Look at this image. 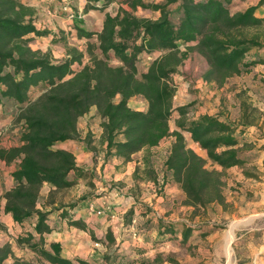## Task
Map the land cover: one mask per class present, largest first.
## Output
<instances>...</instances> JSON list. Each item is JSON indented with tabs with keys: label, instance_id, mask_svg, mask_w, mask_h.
Instances as JSON below:
<instances>
[{
	"label": "trees",
	"instance_id": "16d2710c",
	"mask_svg": "<svg viewBox=\"0 0 264 264\" xmlns=\"http://www.w3.org/2000/svg\"><path fill=\"white\" fill-rule=\"evenodd\" d=\"M86 1L85 12H104L117 0ZM232 1L127 0L131 10L151 8L159 11L160 16L143 18L120 8L116 14H105L101 32L87 30L78 19L75 25L78 36L97 39L87 43L89 62L84 64V52L68 44L67 57L59 62L53 61L48 52L34 50L30 35L50 32L36 28L31 9L21 0H0V120L13 116L15 128L19 127L10 129V138L20 142L9 147L0 139V160L17 165L12 172L14 186L0 195V212L10 213L19 223L37 218L34 232H21L18 244L50 264H93L85 259L63 257L58 243L47 245L44 234L51 231L50 212L37 207L44 185L50 186L51 192L67 189L76 184V180L69 179L70 173L84 174L73 153L55 149L54 145L76 139L78 120L93 106L103 118L102 137L108 154L130 160L133 154L145 150L146 172L155 178L148 150L173 137L165 166L185 192L186 204L196 207L224 204V171L244 165L253 157L257 141L253 126L246 121L234 123L208 114L189 118L193 103L174 106L178 84L173 76L179 73L178 67L193 48L189 46L191 43L208 60L205 80L219 85L231 76L249 73L264 64V41L259 33H250L251 29L264 28V17L256 15L264 0L235 13L231 11ZM174 4L175 9L167 10ZM180 42L188 44V48L181 50ZM142 53L163 54L147 70H142L139 63ZM112 60L120 64L114 66ZM35 91H39L38 97H34ZM139 95L147 100L145 110L129 106L130 98ZM8 105L19 113L17 119L14 112L6 113ZM172 118L176 120L174 131L170 128ZM1 131L2 123L0 134ZM186 135L206 152V158L189 146ZM263 148L264 145L259 149ZM208 160L222 170L208 168ZM2 198L5 202L1 207ZM71 223L82 225L81 221ZM221 228L218 224L208 229L180 227L164 220L156 224L159 235L168 240L177 239L175 235L182 230V247H188V238L194 230L199 231L197 237H204ZM146 230L145 226L137 227L136 238ZM9 256H12L9 247L0 248V264H5ZM169 261L179 264L175 259ZM12 264L26 263L13 256Z\"/></svg>",
	"mask_w": 264,
	"mask_h": 264
},
{
	"label": "crops",
	"instance_id": "0c3cea01",
	"mask_svg": "<svg viewBox=\"0 0 264 264\" xmlns=\"http://www.w3.org/2000/svg\"><path fill=\"white\" fill-rule=\"evenodd\" d=\"M63 1L65 0H21L25 5L38 7L36 10L43 9L50 12L52 9L57 14L53 18L45 17L42 20V16H45V14L42 11L35 13V17L40 15L36 18L37 20H33L34 24L37 25L38 29L41 26L43 28L47 27L50 33L43 36L30 35L33 37L31 41L32 48L41 49V45L44 42L58 48L66 47L67 44L75 45L76 41L83 43L97 41L96 37L87 39L78 36L75 27L79 23L78 18L72 19L69 16V12L59 11ZM77 1V4L73 5L76 13L84 12L83 23L79 24L90 31L101 32L105 14L107 12L111 14L117 13L109 11L108 8L104 12L94 10L85 12L84 8L87 1ZM260 2L261 0H233L231 11H244L250 6L259 5ZM256 15L264 17V3L257 7ZM159 16L155 18L157 19ZM43 23L44 25H42ZM139 57H141V54ZM150 65L151 63L148 61L140 63L142 70H147ZM257 67L253 70H257ZM176 83L180 84V82ZM203 94L205 93L203 92ZM202 99H204L203 96ZM195 101H197L196 97L192 99L186 97V102L174 104V106L193 103L191 112L193 117L191 118L208 114L221 116L228 120L224 115L217 112V108H210L212 107L211 103L198 100L195 107ZM129 106L135 110H145L147 108V100L134 96L130 98ZM10 119L11 116H8L0 120V123L6 125ZM102 122L103 118L98 113L97 107L93 106L81 118V123L78 126L79 136L76 139L56 142L54 145L55 149H64L73 153L77 166L84 174L80 176L75 172L69 174L70 180H76L74 186L67 188L70 193L73 192L71 196L38 203L37 207L39 209L50 212L48 224L51 231L44 234L47 245L58 243L61 246V255L63 257L85 259L93 264H109L111 262L114 264H142L144 261L148 264L152 263L160 255L166 256L169 254L175 255V260L180 263L190 262L195 264L198 261L197 254L199 251L201 253L210 251L207 246H210L213 250L209 254L216 256L215 259L224 255L226 239L222 228L204 237H197L199 231L194 230L188 238V247H182L180 244L183 238L182 230L175 235L177 239L168 240L166 239L167 237L160 236L156 229L158 220L177 223L180 227H203L204 229H208L214 224L220 225L216 217H213L210 221L209 218H205L202 215L193 214L194 209L197 208L196 206L184 205L178 209L177 207L166 205L169 203L174 204L178 194L183 199L186 197L180 184L173 180L165 166L173 137L148 150V153H152L150 155V168L153 172V177H155L152 178L146 172L145 150L133 154L130 160H124L113 153L108 154L107 143L102 137ZM170 128L171 131L176 130V123H170ZM87 136L90 141L86 140ZM186 139L192 140L188 135H186ZM1 141L9 147L20 144L18 140H12L11 138L1 139ZM192 142L193 149L197 150L196 147L201 149L197 143L193 140ZM263 145L255 142L252 150L254 155L248 162L225 170V173L232 176L231 179H235L236 182L232 184L238 185L234 188L236 191L234 194L231 192L229 197H225V202L235 203L239 211L257 212L264 209V148L262 150L259 149ZM162 149L165 150V157L163 160L161 159L164 171L160 175L156 165L158 161L155 160L156 157L154 158L153 152ZM16 166L14 162L8 163L0 160V175H8L10 178L8 180V178L3 177L6 180V185L4 189L0 186V195L3 191L6 192L14 186L12 172L16 169ZM216 167L222 170L221 167ZM260 178L263 180L258 181ZM161 179L165 182L164 194L157 195L152 193V190L153 192L155 190L156 182ZM250 181H253V183ZM43 188H47V197L52 189L48 185H44ZM53 190L57 191L56 189ZM41 194L43 195V192ZM162 201L165 202L162 204ZM4 202L5 200L2 198L1 207ZM239 203L241 205L238 206ZM215 204L221 205L219 203ZM206 207L208 208L209 206ZM165 209H168L169 213L162 214ZM98 210L106 211L99 214ZM72 221H81L82 225L73 224L71 223ZM36 222V217L22 223L15 222L10 213H5L2 210L0 212V223L2 225L0 229V246L5 241H9L16 258L34 263L39 262L38 264H50L40 259L36 253L29 250L25 245L17 242V237L21 232H34ZM139 226H145L147 230L140 238H136L134 233ZM261 229L264 230V223L263 225L256 223L242 234H237L234 231V241H238V245L245 237L251 240L254 236H247V233ZM262 234L264 235V232ZM260 235L261 233L258 236ZM96 243H99L100 246L96 247ZM250 244V241L245 243L246 246H250ZM184 251H190V253L187 254L185 259H182L181 255H184ZM252 255L255 260L253 262L247 261L244 264H264V246L253 248ZM157 264L171 263L158 262ZM209 264H216V262ZM235 264H241L237 256L235 257Z\"/></svg>",
	"mask_w": 264,
	"mask_h": 264
},
{
	"label": "rangeland",
	"instance_id": "374dc122",
	"mask_svg": "<svg viewBox=\"0 0 264 264\" xmlns=\"http://www.w3.org/2000/svg\"><path fill=\"white\" fill-rule=\"evenodd\" d=\"M77 0H65L63 1V4L60 5V9L63 12H69V16L71 17V14L74 15V17H71L72 19L78 18L83 20L84 18V12L76 13L75 7H73L74 4H77ZM148 3H164V0H146ZM31 9V18L32 20L38 18L37 15L35 17V13H38L39 11H42L45 16H42V20L46 18H53L57 14L52 11V9L49 11L46 10H36L38 7L34 6H28ZM177 7L176 4L170 5L167 7V10H173ZM120 8H125L128 10H131L129 5L127 4V0H117L116 2L109 5L108 9L111 12H118ZM135 15L143 18H151L156 19L155 17L160 15L159 11H156L151 8H142L139 7L136 10H131ZM235 13V12H233ZM50 16V17H49ZM95 19V18H92ZM37 20V19H36ZM34 23V22H33ZM35 25V24H34ZM44 25V23L42 24ZM37 28V25H35ZM38 29V28H37ZM39 30H46L49 31L47 27L41 26L39 27ZM250 33H259L261 39L264 41V28L261 29H251ZM179 48L181 50H186L188 47V44H185L183 42L179 43ZM31 45V43H30ZM196 44L191 43L189 46H192L193 48L190 50L189 55L186 57V59L183 61V63L178 67V72L173 76L174 82H180V84L177 86V90L174 96V104L184 103L186 102V97H190V99L196 97V102L198 100H204L206 103H211L212 107L210 108H217V112L221 113V115H224L228 120L234 122V123H242L248 122L251 126H253V134L256 137L258 144H264V65H261L257 67V70H253L249 73H244L241 75H234L229 77L222 85H219L217 82H209L205 80L204 76L207 70L209 69V63L205 56H203L198 50L194 48ZM74 46L78 48L80 51L84 52L85 58H84V64L89 62V56L87 54V43L83 42H77L75 45H69ZM41 49H34V50H41L43 52H48L52 58L53 61L59 62L65 59L67 57V47H53L47 42L42 43ZM82 48V49H80ZM143 54V56H142ZM141 57L139 59V63H142L143 61H148L152 63L154 59L161 56L163 53H156L154 55L149 56L147 53H142ZM62 55V56H61ZM150 57V58H148ZM111 64L116 66L120 63L117 60H112ZM208 67V69H206ZM76 69H79V65H75ZM142 69V68H141ZM203 71V72H202ZM202 72V73H201ZM203 92L205 94H203ZM39 91L34 92V97L39 96ZM201 96V97H200ZM202 96L204 99H202ZM142 97L143 96H137ZM215 99H217L215 101ZM188 100V99H187ZM215 103V105H213ZM186 104V103H185ZM198 104V103H197ZM14 112V116H18V112L14 109L13 106L8 105L6 106V113ZM16 113V115H15ZM12 114V113H11ZM189 118L193 117L192 114L188 116ZM81 118L78 120L77 128L79 124L81 123ZM175 118H172L170 123L174 124ZM17 123V122H16ZM16 125H20L17 123ZM19 127V126H18ZM15 128L13 116L11 117L10 121L6 123V125L2 124V131L0 134V139L10 138L12 133L10 132V129H18ZM257 134V135H256ZM90 138L87 136L86 140L88 141ZM167 140H170L167 139ZM261 140V142H259ZM90 141V140H89ZM189 146L192 148L193 142L192 140H187ZM197 150H195L200 155L204 156L206 158L205 151H202L198 147H196ZM152 153H149L151 155ZM154 158L158 163H156L158 167V172L160 175H162V172L164 171L163 163L161 162V159L165 157V150H158L156 152H153ZM208 168H214L216 166L212 165L211 161L208 160L207 162ZM217 168V167H216ZM149 176V175H148ZM3 177L8 178L10 180L8 175H0V186L4 189L6 185V180L3 179ZM232 176L230 174L225 173L224 171V186H223V192L224 197H229L230 193L236 192L235 187L238 186L235 183V179H231ZM156 182L155 190L152 193H156L157 195H163L164 194V186L165 182L162 181ZM232 180V181H231ZM263 179H258V181ZM253 183V181H250ZM231 183V184H230ZM41 192H43V195L40 194L39 202L42 201H50L53 199H63L67 196H71L72 193H70L69 189H63L58 191H50L47 195V188H42ZM4 191L1 193V195H4ZM186 196V194H185ZM165 201H162V204ZM167 203V202H166ZM165 203V204H166ZM168 206H173L174 208H181L182 206H186V197L185 199L182 198L181 195H177L174 204L169 203L166 204ZM241 205L240 203L238 206ZM209 207L202 209L203 207H197L194 209L193 214H199L204 216L205 218H209L211 221L213 217L218 218V223L222 226V229H224L225 232V250L223 253L224 255H221L220 258H216V256H211L209 252H213L210 246H207L208 249H210L209 252L201 251L198 252L197 257L198 261L195 264H209L211 262H216L220 264H235V257L239 259V263L244 264L247 261H254L255 257L252 255L253 248H261V246H264V235L262 232H264L263 229L257 230L256 232L261 233L260 236L257 234L254 235L251 240H248L246 237L243 238V241L241 240L240 244L237 245L238 241H234V231L237 234L245 233L247 230L250 229V227L254 226L256 223L259 225H263L264 223V209L257 211V212H243L239 211V208L235 206V203H228L224 202V204L217 205L215 203H211L208 205ZM169 213L168 209H165V211L162 214ZM255 223V224H254ZM2 228V225L0 229ZM250 241V246H246L245 243ZM201 244V243H200ZM205 246V245H204ZM237 246V247H236ZM9 247L12 256H9L5 259V264H12L13 263V256L14 253L12 251L11 244L9 241H5L1 244L0 248ZM252 252V253H251ZM190 253L184 251V255L182 254V259H185L187 254ZM262 256V255H259ZM169 259H175V255H166V256H159L157 257L152 263L150 264H157L158 262H168L171 264H174L169 261ZM26 264H38L39 262H29L24 261ZM178 262V261H177ZM43 264V263H42ZM179 264H191L190 262L186 263H180ZM193 264V263H192Z\"/></svg>",
	"mask_w": 264,
	"mask_h": 264
},
{
	"label": "built area",
	"instance_id": "2783aa9c",
	"mask_svg": "<svg viewBox=\"0 0 264 264\" xmlns=\"http://www.w3.org/2000/svg\"><path fill=\"white\" fill-rule=\"evenodd\" d=\"M71 17H74V15L71 14ZM106 210H107V209H106ZM106 210H98V213H99V214H102V213H104ZM108 210H109V208H108ZM112 214H113V213H112ZM113 216H114V214H113ZM134 236L136 237V232L134 233ZM95 246H96V247H99L100 244H99V243H96Z\"/></svg>",
	"mask_w": 264,
	"mask_h": 264
}]
</instances>
